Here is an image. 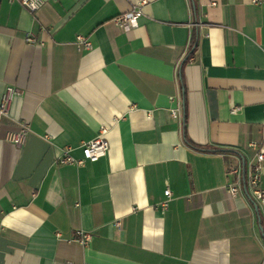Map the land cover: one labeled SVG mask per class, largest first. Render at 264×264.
I'll return each mask as SVG.
<instances>
[{
	"label": "crops",
	"instance_id": "obj_1",
	"mask_svg": "<svg viewBox=\"0 0 264 264\" xmlns=\"http://www.w3.org/2000/svg\"><path fill=\"white\" fill-rule=\"evenodd\" d=\"M139 1L0 0V100L18 91L0 132V264H264V203L228 189V166L264 147V4L146 0L120 28ZM17 120L22 145L4 137ZM102 126L106 157L59 162Z\"/></svg>",
	"mask_w": 264,
	"mask_h": 264
},
{
	"label": "built area",
	"instance_id": "obj_2",
	"mask_svg": "<svg viewBox=\"0 0 264 264\" xmlns=\"http://www.w3.org/2000/svg\"><path fill=\"white\" fill-rule=\"evenodd\" d=\"M14 1V0H12ZM24 5L29 11L36 12L43 5L44 0H18ZM255 4H264V0H253ZM147 3L146 0L139 1L131 6L128 11L120 13L113 18V21L122 29L128 30L138 25V19L144 13V5ZM26 40L30 43H36L37 39L33 35L26 37ZM76 44L79 48L91 49L92 42L83 35H77ZM18 93L15 87L7 86L2 99L0 100V132L3 129V119L11 117L10 108L14 96ZM236 108L232 109L236 112ZM179 109H174L172 114L177 116ZM30 132V125L22 120L16 121V128L5 132V139L15 145H22ZM108 132L107 126H102L98 135L93 139L83 143V157L77 158L71 154V147H66L63 151L59 162L62 164H74L83 165L86 161H98L108 154L109 142L105 137ZM252 146L256 149L254 157L244 165L240 167L237 165L228 166L229 184L228 189L233 196L238 195L242 187L247 185L252 191L256 199L264 203V188L262 187V171L264 163V147H259L256 143ZM165 194L167 198L171 197L170 189H166ZM168 203L162 204V209L167 207ZM117 225L121 222L117 221ZM91 233L86 231H77L76 240L83 245H88L91 240Z\"/></svg>",
	"mask_w": 264,
	"mask_h": 264
}]
</instances>
